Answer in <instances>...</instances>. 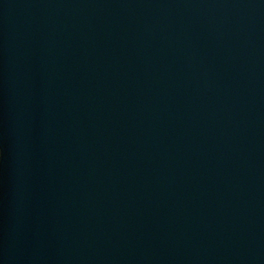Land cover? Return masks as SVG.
<instances>
[{
    "label": "water",
    "instance_id": "1",
    "mask_svg": "<svg viewBox=\"0 0 264 264\" xmlns=\"http://www.w3.org/2000/svg\"><path fill=\"white\" fill-rule=\"evenodd\" d=\"M0 264H264V0H0Z\"/></svg>",
    "mask_w": 264,
    "mask_h": 264
},
{
    "label": "snow or ice",
    "instance_id": "2",
    "mask_svg": "<svg viewBox=\"0 0 264 264\" xmlns=\"http://www.w3.org/2000/svg\"><path fill=\"white\" fill-rule=\"evenodd\" d=\"M3 157H4V149L3 147H0V163L3 162Z\"/></svg>",
    "mask_w": 264,
    "mask_h": 264
}]
</instances>
